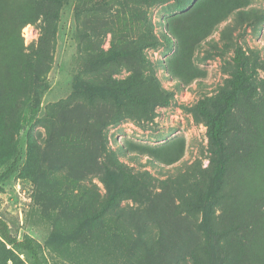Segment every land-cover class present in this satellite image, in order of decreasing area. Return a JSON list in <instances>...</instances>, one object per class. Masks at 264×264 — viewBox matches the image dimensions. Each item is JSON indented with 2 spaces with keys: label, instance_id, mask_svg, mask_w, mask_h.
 I'll return each mask as SVG.
<instances>
[{
  "label": "rangeland",
  "instance_id": "rangeland-1",
  "mask_svg": "<svg viewBox=\"0 0 264 264\" xmlns=\"http://www.w3.org/2000/svg\"><path fill=\"white\" fill-rule=\"evenodd\" d=\"M22 1L33 8L31 21L20 32L4 31L17 57L0 66V153H8L18 135L25 140L21 171L0 188V216L12 232L44 244L47 214H96L95 228L118 256L135 255L140 264H209L201 236L194 257L174 239L175 233L191 240L198 234L172 215L180 202L197 201L209 183L213 152L198 102L231 92L239 47L246 81L227 138L228 179L238 196L217 206L216 220L245 219L228 238L229 264H264V17L247 14L264 12V0ZM142 34L158 44L140 45ZM35 58L50 59V88L36 122L20 128L30 80L25 62ZM78 73L106 85L130 84L149 98L147 106L130 102L129 114H120L111 100L78 94ZM107 141L119 158L113 171L118 180L141 194L104 210L103 176L112 166ZM159 216H170L171 227Z\"/></svg>",
  "mask_w": 264,
  "mask_h": 264
},
{
  "label": "trees",
  "instance_id": "trees-1",
  "mask_svg": "<svg viewBox=\"0 0 264 264\" xmlns=\"http://www.w3.org/2000/svg\"><path fill=\"white\" fill-rule=\"evenodd\" d=\"M58 1L60 0H50ZM95 6H98L96 3ZM32 6L22 0H0V66L6 62H14L17 53L13 47L6 44L4 31L9 33L15 27L21 29L31 21ZM254 18L264 17V12L253 9ZM240 13V17L248 16ZM59 16V12H55ZM251 16V15H249ZM177 33V28L174 26ZM168 39V37L166 38ZM140 45L155 47L157 39H151L142 34L139 37ZM46 55L43 51L42 55ZM101 59V57L99 58ZM235 61L238 67L232 89L229 94L220 98L206 97L198 102V112L205 119L209 142L213 152V171L209 177L206 189L198 191L197 201L179 203L172 216L191 223L188 227L198 234L197 240H191L189 234L175 233V240H180L187 249L188 255L195 256L200 236L202 238V251L209 257V264H229L233 258L228 238L239 230L245 219L236 217L229 219L228 223H218L216 220L217 206L233 202L238 196V187L228 179L230 154L227 144L229 136L228 125L238 92L244 87L246 76L244 61L239 47L235 49ZM25 65L30 73L28 89L21 101L18 112V122L25 127L36 122L41 108V102L50 88L48 73L51 69L50 59H27ZM90 69H95L91 67ZM182 78V74L175 73ZM178 78V77H177ZM74 92L101 99L111 100L118 108L120 114H129L128 103H137L147 106L149 98L141 97L133 92L130 84L118 83L106 85L99 81L86 79L78 73L74 80ZM19 128V129H20ZM18 129L17 134L20 130ZM25 140L18 135L12 149L7 153H0V188L2 184L13 175L21 171L25 158ZM106 158L112 166L106 165L103 181L107 186L108 198L103 208L108 209L118 204L120 200L131 196L139 198L140 192L131 185L120 181L113 172L119 161L115 150L110 148L109 142L104 143ZM122 150V149H121ZM31 158L28 159V164ZM228 212V208L224 210ZM49 231L45 243L42 244L31 234L25 233L21 238L15 235L8 222L0 216V264H140L138 257L123 258L110 252L105 244L106 239L100 235L95 222L99 215L73 216L66 213L47 214ZM158 220L166 228L172 225V218L159 216ZM121 231L129 233L127 225L116 219ZM173 234V233H172ZM131 235V234H130ZM50 254L52 260L49 258ZM121 262V263H115ZM143 262V261H141Z\"/></svg>",
  "mask_w": 264,
  "mask_h": 264
}]
</instances>
